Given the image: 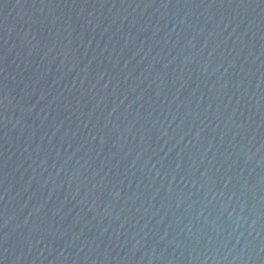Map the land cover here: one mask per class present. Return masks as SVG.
Returning a JSON list of instances; mask_svg holds the SVG:
<instances>
[{"label": "water", "instance_id": "1", "mask_svg": "<svg viewBox=\"0 0 264 264\" xmlns=\"http://www.w3.org/2000/svg\"><path fill=\"white\" fill-rule=\"evenodd\" d=\"M0 264H264V0H0Z\"/></svg>", "mask_w": 264, "mask_h": 264}]
</instances>
